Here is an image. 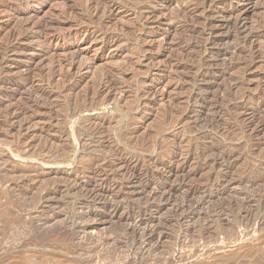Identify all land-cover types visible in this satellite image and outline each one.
<instances>
[{"label":"rangeland","instance_id":"obj_1","mask_svg":"<svg viewBox=\"0 0 264 264\" xmlns=\"http://www.w3.org/2000/svg\"><path fill=\"white\" fill-rule=\"evenodd\" d=\"M199 1L0 0V264H102L105 256L110 264H264V222L255 206L264 180L252 187L240 180L264 176V0H209L204 14L214 43L184 50L191 38H204L184 31L182 9L199 8L200 17ZM249 35L256 36L241 53L248 69L236 68ZM202 62L206 76L198 73ZM214 145L232 150L234 159L200 167L204 147ZM17 166L30 179L25 198L12 188L20 176L3 172ZM194 184L209 199L177 223L171 209ZM177 186L181 192L164 201L160 192ZM52 187L50 210L92 214L89 233H120L128 214L151 204L160 228L154 245L132 261L121 237L103 248L102 259L88 260L91 244L75 243L67 225L42 226L25 216L31 198ZM85 190L107 198L87 207L79 204ZM248 195L249 215L226 212L211 222L214 205ZM113 196L120 206L114 215ZM175 235L188 251L172 248Z\"/></svg>","mask_w":264,"mask_h":264},{"label":"bare ground","instance_id":"obj_2","mask_svg":"<svg viewBox=\"0 0 264 264\" xmlns=\"http://www.w3.org/2000/svg\"><path fill=\"white\" fill-rule=\"evenodd\" d=\"M209 0H200L199 2V4H200V11H199V14H200V17H197L196 18V12L198 11V9L197 10H189V8H188V10L189 11H187V9H182L183 10V14H184V18H185V26H184V31H185V33H187V36L189 37V38H191V37H193L195 34H201L202 36H204V38H203V41L202 42H196V43H192V42H190V40L192 39H190L189 41H187V42H185V45H184V47H183V49L184 50H188V49H193L195 46H197L198 47V45L201 47V48H203L202 50H205L206 51V47H208V45H211V44H213L214 43V41L211 39V28H212V22L210 21V19H211V17L209 16V15H206V14H204L206 11V9H208L209 7H210V1H209V5H207V2H208ZM222 1H226V0H222ZM228 1V0H227ZM198 2V1H197ZM196 2V3H197ZM196 5V4H195ZM197 5H198V3H197ZM93 8V7H92ZM95 9V8H94ZM89 10V9H88ZM86 11H87V9H86ZM198 13V12H197ZM229 17V16H228ZM232 25V24H231ZM235 25V24H234ZM264 34V33H263ZM247 35V34H246ZM256 35H249V36H246L245 38H243V39H241V49H240V51L238 52V55H237V57L238 56H240L241 57V53L243 52V50H244V47L246 46V45H248L247 43H249L254 37H255ZM11 38V37H10ZM188 40V39H187ZM220 41V40H219ZM7 42V41H6ZM8 43V42H7ZM216 43V42H215ZM239 43V42H238ZM239 46V45H238ZM243 49V50H242ZM201 50V49H200ZM198 51V50H197ZM189 52V51H188ZM190 52H192L191 50H190ZM200 52V51H199ZM193 53V52H192ZM201 53V52H200ZM197 54H199V53H197ZM201 57V56H200ZM254 58V57H253ZM192 58H190V60H191ZM238 59H239V57H238ZM192 60H194V59H192ZM199 60H201L200 58H199ZM203 60V59H202ZM235 62V61H234ZM246 62H247V60L242 56L240 59H239V61H238V63H236L235 65L234 64H232V65H234V67H236V68H239V69H241V68H246V69H248V65L246 64ZM196 63V62H195ZM195 65V64H194ZM60 66V65H59ZM70 66H71V64H70ZM191 67H193V66H191ZM204 67H206V68H209V64L206 62H202V65L201 66H199V71H198V73H199V75H201V76H206V74H207V69L205 68V69H203ZM231 67V66H230ZM196 69H197V67H195ZM193 71V70H192ZM196 71V70H195ZM2 72H4V71H2ZM196 74H197V72H196ZM28 75V73H26L25 74V76H27ZM239 78V77H238ZM243 79V78H242ZM244 81V80H243ZM4 82V81H3ZM2 83V82H1ZM242 85V83H241V80L240 79H238V81H237V83H236V85ZM236 85H234V86H236ZM104 86H106V85H104ZM109 87H111L112 85H108ZM240 87V86H239ZM242 87V86H241ZM102 88V87H101ZM105 88V87H104ZM237 88H238V86H237ZM229 90V89H228ZM231 91V90H230ZM230 91H228L229 93H230ZM233 91V90H232ZM228 93V94H229ZM48 94V93H47ZM39 96V95H38ZM44 96H45V94H44ZM49 96V95H48ZM244 96V95H243ZM41 97H43V96H41ZM225 97V96H224ZM227 97L228 96H226V98H225V100H223L224 102H227ZM230 97V96H229ZM44 98V97H43ZM224 99V98H223ZM232 99V98H231ZM228 100H229V98H228ZM242 100V99H241ZM95 101H97V100H95ZM107 101H109V99L107 98V99H103V102L101 103V105H105V103H107ZM98 102V101H97ZM222 102V101H221ZM220 102V103H221ZM85 103V102H84ZM93 103V101L91 102V104ZM228 103V102H227ZM222 104V103H221ZM83 105V104H82ZM92 105H94V104H92ZM95 105H97V104H95ZM217 105V106H216ZM215 106H214V108L215 109H221L220 107L222 106H220V105H218V104H216ZM90 106V105H89ZM96 107V106H95ZM81 108H83V106H81ZM79 109V108H78ZM229 109V108H228ZM227 110V109H226ZM230 112V115H231V113H233V112H231V110H229ZM227 112V111H226ZM224 114V113H223ZM226 114V113H225ZM171 115V114H170ZM235 115V114H234ZM239 116V115H238ZM174 117V116H173ZM176 117V116H175ZM168 119V118H167ZM169 119H170V117H169ZM237 119V118H236ZM238 120V119H237ZM10 121V120H9ZM165 122V121H164ZM163 122V123H164ZM168 122V121H167ZM218 123V121L217 120H215L214 119V121L212 120V124L214 125V123ZM234 122H236L235 120H234ZM207 123V122H206ZM216 123V124H217ZM5 124H8V122H6V121H3L2 122V125H5ZM247 128V127H246ZM76 131L77 130H74V133L75 134H77L76 133ZM247 131H248V129H247ZM254 131V130H253ZM71 132V131H70ZM72 133H73V131H72ZM93 133V132H92ZM241 133H243V131H241ZM90 137V136H89ZM92 137V136H91ZM78 139V138H77ZM244 146V145H243ZM196 147V146H195ZM225 148V147H224ZM237 148V147H236ZM226 150V149H225ZM225 150H223L222 149V147H219V146H216V145H214V146H211V147H204V149H203V153H202V159H203V162H202V164H201V166L200 167H203V166H210V165H213V164H217V165H221V164H223V163H225V164H228L227 162H229V159H232L233 158V156H234V153L233 152H231V151H225ZM134 151V150H133ZM220 151V152H219ZM235 151V150H234ZM137 154V153H136ZM193 155V154H192ZM136 157V156H135ZM3 158V157H2ZM6 158V157H5ZM60 158V157H59ZM131 158H133V157H131ZM199 158V157H198ZM137 159V158H136ZM194 159V158H193ZM234 159V158H233ZM138 160V159H137ZM136 160V161H137ZM140 160H141V158H140ZM125 161H130V159L129 158H124V162ZM231 161V160H230ZM1 162V161H0ZM131 162V161H130ZM93 163V162H92ZM200 163V162H199ZM230 164V163H229ZM3 167V166H2ZM232 167V166H231ZM7 168V167H6ZM127 168V167H126ZM226 168H228V167H226ZM8 169V168H7ZM2 171V170H1ZM3 172H6V173H11L13 176H20V177H18V179H17V181L15 182V183H12L13 184V190L15 191V192H18V194H19V196H21L20 194H22L23 196H24V198H25V195L26 194H28L27 192H24V191H22V189H24L23 187H25V185L28 183V182H30L29 180V178H28V176L26 175V171H25V169L23 170V169H21L20 167H13V168H9L8 170H6V169H4L3 170ZM28 172V171H27ZM244 172V171H243ZM2 174V173H1ZM4 174V173H3ZM4 175H6V174H4ZM11 175V176H12ZM12 176V177H13ZM106 176V175H105ZM5 177V176H4ZM134 178V177H133ZM244 178V177H243ZM247 178V177H246ZM9 180V179H8ZM34 180H36V178H33L32 179V181H34ZM108 178H104L103 180H102V182H101V187H103L104 185H106L107 184V182H108ZM134 180V179H133ZM241 180V182H245V183H248V184H250L251 185V187L254 185L255 186V184H257L258 185V183L260 182V181H262V180H264V176H259V177H256V178H253V179H250V177H249V179L247 178V179H245L244 178V180H242V179H240ZM239 180V181H240ZM3 181V180H2ZM7 181V180H6ZM4 182V181H3ZM132 182V181H131ZM200 183V182H199ZM205 183V182H204ZM212 183V182H211ZM220 183V182H219ZM239 183V182H238ZM262 183V182H261ZM203 184V183H202ZM202 184H194V185H191L188 189H186L185 191H184V194H183V196L181 197V200H180V202L178 203V204H176L175 206H173V208L171 209L172 211V214H173V216H174V218L178 221L177 223H180L181 221H183V220H186L187 218H188V211L189 210H192L193 208H198L199 206H201L205 201H207L208 199H209V197L208 196H205V197H200V196H198L199 195V193H201V191L203 190V185ZM207 184V183H206ZM3 185V184H2ZM1 185V186H2ZM6 185V184H5ZM210 185V184H209ZM249 185V186H250ZM4 186V185H3ZM2 186V187H3ZM68 186V185H67ZM205 186V185H204ZM206 187V186H205ZM6 189V188H5ZM57 189L58 188H53L52 187V189L51 188H49V189H45V190H43V191H40V192H38L34 197H32L31 198V205H29V209L27 208V214L25 215L24 213V215L25 216H29L31 219H35V220H37L39 223H41L42 224V226H45V225H47V226H52V225H55V223L57 222L58 223V225L59 224H64V225H67L71 230H72V234H73V236L72 237H74V240H76L75 241V243H77L78 241L79 242H89L90 244H91V247L90 248H88V247H86V245H85V247L86 248H88L87 250H89V251H87V252H90L89 254L88 253H84V255L85 254H88L87 256L85 255V257H88L87 259L88 260H96V259H98L101 255H102V252H103V250H105L106 248H105V246L106 245H110V244H112V243H116L117 244V242L121 239V237H124V238H126V240H125V244H124V246L127 248V250H128V252H129V254L131 255V259H132V261L134 260L135 261V259L136 258H139V257H142L144 254H146V251L150 248V247H152V245H154L153 243H154V239H155V236H156V234L158 233V231L160 230V228H159V224L158 223H155L154 222V220H153V217H152V214L149 212L150 211V208H152V206H150V205H146V208H137L138 210L137 211H134V212H131V214H128V217H127V224H126V226L124 227V228H121L122 230H121V232L119 233V232H117V234H111V233H103V234H96V233H89V228L85 225V222H87L88 220H90V218H93V215L92 214H80V213H75V211L73 212V211H69V210H63V211H60L59 213H54V212H52V210H50V208H51V206L53 205L51 202H52V200H54L55 199V197H54V195H55V193L57 192ZM169 189V188H168ZM25 190V189H24ZM42 190V189H41ZM181 190V188L180 187H178L177 186V188H174L173 190H163L162 192H160V196L162 197V199L164 200V201H169V200H171V199H173V198H175V195H176V193L178 192V191H180ZM8 191V190H7ZM66 191V190H65ZM68 191H69V188H68ZM159 191H161V190H159ZM100 191H97V192H94V190L93 191H90V190H85L84 191V193H83V199H84V202L83 203H79V204H85V205H87V207H90V205H94V203H96V202H99L100 200H103V202H104V199L105 198H107V196L105 195V194H102V193H99ZM102 192V191H101ZM181 192V191H180ZM69 193V192H68ZM14 194V193H13ZM17 194V193H16ZM17 194V195H18ZM31 195V194H30ZM61 196V195H60ZM250 197H252V196H250ZM250 197H249V195H248V197H246V200H244L245 202H243V201H240V199H239V202L238 201H236V202H232V203H225V205H223L224 207L222 208V207H215V205H214V208H213V210H212V212L210 213V217L213 219V220H211V222L212 221H216L218 218H221L220 216L223 214V213H226V212H231L232 214H230V216L231 217H234V216H237L238 215V213H239V215L240 214H242V215H249L250 214V211L247 209V207H248V205H249V203H251V202H254L253 200H251L250 199ZM153 198V197H152ZM160 198V197H159ZM258 200H256V204L257 205H255V206H257L256 208H258V210H260V211H262L260 214V216L257 218V219H259V221L261 222H264V195L263 196H258ZM30 198H28V200H29ZM255 199V198H254ZM25 200V199H24ZM27 200V201H28ZM64 200V199H63ZM148 200V199H147ZM26 201V200H25ZM26 201V202H27ZM111 201L113 202V206H112V215H114L118 210H119V202H118V198L115 196H113L112 197V199H111ZM146 201V200H145ZM149 201V200H148ZM74 202V201H73ZM107 202V201H106ZM118 202V203H117ZM147 202V201H146ZM175 202V201H174ZM75 203V202H74ZM148 203H150V202H148ZM176 203V202H175ZM252 204V203H251ZM16 205V204H15ZM26 205V204H25ZM28 205V204H27ZM72 205H73V203L71 202V205L69 204V206H68V208H72ZM145 205V204H144ZM221 206H222V204H220ZM218 206V205H217ZM122 207V206H121ZM24 208V207H23ZM59 209V208H58ZM62 209V208H61ZM19 210V209H18ZM72 210V209H71ZM196 210V209H195ZM257 210V209H256ZM24 211V210H23ZM131 211H133V210H131ZM155 211H158V209L156 208V210ZM235 211H237L236 213H235ZM240 211H243V212H240ZM172 214H171V216H172ZM227 214V213H226ZM228 214V215H229ZM127 215V214H126ZM229 217V216H228ZM26 218V217H25ZM173 218V219H174ZM238 218H241V217H238ZM230 219V218H229ZM34 220V221H35ZM239 220V219H238ZM23 221V220H22ZM60 221V222H59ZM229 221H231V220H229ZM255 221V220H254ZM213 222V223H214ZM218 222V221H217ZM226 223H228V220H226L225 221ZM257 222V221H256ZM261 222V223H262ZM56 223V224H57ZM255 223V222H254ZM259 223V222H258ZM257 223V224H258ZM13 224V223H12ZM176 224V223H175ZM182 224V223H181ZM224 224V223H223ZM169 225V224H168ZM228 225H230V224H228ZM256 225V224H255ZM62 226V225H61ZM206 226H208V224L206 225ZM21 227V226H20ZM64 227V226H63ZM45 228V227H44ZM207 228V227H206ZM49 229H51V228H49ZM208 229H209V227H208ZM224 229V228H223ZM12 230V229H11ZM207 230V229H206ZM234 229H232L231 231H233ZM20 231V230H19ZM178 231H179V229H178ZM178 231H177V233H178ZM200 231V230H199ZM199 231L197 232V233H199ZM226 231V230H225ZM227 231H228V229H227ZM160 232V231H159ZM118 233H119V235H118ZM176 233V234H177ZM182 233V232H181ZM201 233V232H200ZM227 233V232H226ZM226 233H224V234H226ZM10 234V233H9ZM14 234V233H13ZM23 234V233H22ZM229 234H231V233H229ZM12 235V234H11ZM179 235H181V234H179ZM204 235V234H203ZM5 236V235H4ZM160 236V235H159ZM184 236V235H183ZM199 236H200V234H199ZM230 236H232V235H230ZM235 236V235H234ZM233 236V237H234ZM3 237V236H2ZM41 237V236H40ZM39 237V238H40ZM120 237V238H119ZM175 237H176V235H175ZM201 237H202V234H201ZM225 237V236H224ZM226 237H227V234H226ZM181 238L182 237H176V240H174V241H176V242H174L176 245L173 247L172 246V248H174V250L176 251V249H175V247H180V250L182 251V249L181 248H183V247H185V243H184V240H181ZM199 238V237H198ZM197 238V239H198ZM25 239H27V237L25 238ZM70 239H72V238H70ZM123 239V238H122ZM121 239V240H122ZM158 239V238H157ZM200 239V238H199ZM198 239V240H199ZM204 239V238H203ZM225 239V238H224ZM227 239H229V237L227 238ZM14 240V239H13ZM38 240V239H37ZM120 240V241H121ZM202 240V239H201ZM15 241V240H14ZM20 241V240H19ZM28 242H29V240H27ZM73 241V240H72ZM119 241V242H120ZM3 242V241H2ZM8 242H9V240H8ZM13 242V241H12ZM17 242V241H16ZM85 242V243H86ZM119 242H118V244H119ZM200 242V241H199ZM4 243V242H3ZM18 243V242H17ZM21 243V242H20ZM72 243V242H71ZM74 243V242H73ZM6 244H8L7 242H6ZM11 244V243H10ZM13 244V243H12ZM11 244V245H12ZM29 244H31V243H29ZM80 244V243H79ZM79 244L77 245L76 244V247L77 246H79ZM1 245V244H0ZM9 245V244H8ZM10 245V246H11ZM14 245H15V243H14ZM34 245V244H33ZM32 245V249H33V246ZM74 246H75V244H73ZM82 245V244H81ZM84 245V244H83ZM88 245V244H87ZM114 245V244H113ZM122 245V244H121ZM187 245H188V243H187ZM186 245V246H187ZM9 246V247H10ZM26 246V245H25ZM44 246V245H43ZM73 246V247H74ZM191 246H193V245H191ZM3 247H4V244H3ZM3 247H0V250H2L3 249ZM6 247H7V245H6ZM9 247H7V249H9ZM79 247H81V246H79ZM79 247H77V248H79ZM114 247V246H113ZM117 247V246H116ZM119 247H120V245H119ZM178 247V248H179ZM11 248V247H10ZM13 248V247H12ZM14 248H16L15 246H14ZM27 248H28V244H27ZM75 248V247H74ZM98 248H101V249H98ZM103 248H105V249H103ZM171 248V247H170ZM177 248V249H178ZM186 248H188V247H186ZM189 248H190V246H189ZM193 248V247H192ZM192 248H191V251H192ZM19 250H20V248H18ZM17 249V250H18ZM26 249V248H25ZM66 249V248H65ZM68 249V248H67ZM70 249V248H69ZM73 249V248H72ZM76 249V248H75ZM82 249H83V247H82ZM184 250H185V248H183ZM194 249V248H193ZM9 250H11V249H9ZM36 250V249H35ZM56 250V249H55ZM79 250V249H78ZM78 250H76V251H78ZM85 251H86V249H84ZM126 250V249H125ZM173 250V249H172ZM189 249H187V250H185V251H188ZM53 252H55L54 250H52ZM58 251H60V250H58ZM75 250H73L71 253H73ZM81 251H83V250H81ZM8 252H10V251H8ZM14 252V251H13ZM63 252V251H62ZM80 252V251H79ZM105 252V251H104ZM155 252V251H154ZM179 252V251H178ZM2 253V252H1ZM46 253V252H45ZM45 253H44V255H45ZM75 253V252H74ZM77 253V252H76ZM75 253V254H76ZM121 253V252H120ZM170 253V252H169ZM168 253V255H170ZM171 253H172V251H171ZM179 253H181V252H179ZM179 253L178 254H176V256H178L179 255ZM59 254V256H60V252L58 253ZM82 254V253H81ZM104 254V253H103ZM106 254V253H105ZM126 253H124V255H125ZM128 254V253H127ZM153 254V253H152ZM174 254V253H173ZM3 255H4V253H3ZM63 255V254H62ZM61 255V256H62ZM67 255H69V254H67ZM66 255V256H67ZM72 255V254H71ZM80 255V254H79ZM83 255V254H82ZM83 255V256H84ZM122 255V254H121ZM147 255H148V253H147ZM42 256H43V254H42ZM65 255H63V257H64ZM75 256H77L78 257V255L76 254ZM127 255H125L124 257H126ZM172 257H173V255H171ZM10 257V256H9ZM69 257V256H68ZM72 257H73V255H72ZM102 257H104V255L102 256ZM102 257H100L101 259H102ZM119 257V256H118ZM117 257V258H118ZM167 257V256H166ZM166 257H165V259H166ZM169 257V256H168ZM260 257V256H259ZM84 258V257H83ZM107 257L105 256V258L104 259H102V260H104L105 262H106V259ZM128 258V257H127ZM126 258V259H127ZM176 258V257H175ZM86 259V258H85ZM108 259V258H107ZM111 259V258H110ZM115 259V258H114ZM144 259H145V257H144ZM264 259V258H263ZM98 260H100V259H98ZM141 260H142V258H141ZM173 260V259H172ZM52 261V260H51ZM104 261H101L100 260V262L102 263V264H105V262ZM109 261V260H108ZM115 261H117V260H114V262ZM125 261V260H124ZM131 261V260H130ZM163 261L164 260H162L161 262V264H163ZM104 262V263H103ZM236 262H237V260H236ZM241 262V261H240ZM243 262H245V261H243ZM260 261H257V259H256V261H255V263H259ZM96 263V262H95ZM108 262H106V264H107ZM117 262H115L114 264H116ZM118 263H119V261H118ZM117 263V264H118ZM139 263H141L140 261H139ZM138 263V264H139ZM160 263V262H159ZM232 263H234L233 261H232ZM232 263H224V264H232ZM247 263V262H246ZM261 263V262H260ZM108 264H110V263H108ZM121 264V263H120ZM126 264V263H125ZM134 264V263H133ZM223 264V263H222ZM235 264V263H234ZM237 264V263H236ZM242 264V263H241Z\"/></svg>","mask_w":264,"mask_h":264}]
</instances>
